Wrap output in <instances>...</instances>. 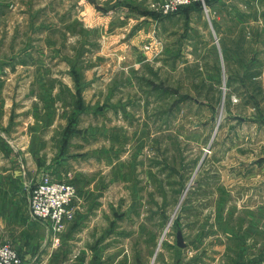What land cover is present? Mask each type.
Wrapping results in <instances>:
<instances>
[{
	"label": "rangeland",
	"instance_id": "374dc122",
	"mask_svg": "<svg viewBox=\"0 0 264 264\" xmlns=\"http://www.w3.org/2000/svg\"><path fill=\"white\" fill-rule=\"evenodd\" d=\"M104 1L0 0V101L32 111L8 124L76 190L55 232L39 179L30 217L59 264H264V0Z\"/></svg>",
	"mask_w": 264,
	"mask_h": 264
},
{
	"label": "crops",
	"instance_id": "0c3cea01",
	"mask_svg": "<svg viewBox=\"0 0 264 264\" xmlns=\"http://www.w3.org/2000/svg\"><path fill=\"white\" fill-rule=\"evenodd\" d=\"M120 5L131 11L132 0H121ZM240 5L247 7V2H241ZM99 7L101 9L105 6ZM146 14L141 13L140 16ZM121 17L124 14L115 18ZM244 20L248 21L249 18L245 16ZM4 97L1 93L0 120L5 118V124L0 121V241L12 242L19 248L23 257L22 264H59L61 252L60 247L57 248L58 243H53L52 237L47 238L45 228L40 225L46 222H36L30 217L28 208V188L40 179L46 168L39 157L42 126L34 120L31 124H24V121L22 124H8L15 113L21 116L30 113L32 116V111L15 110L12 108L13 98L6 100ZM12 132L20 133L21 141L6 139V134ZM44 246L47 247L45 252L42 251Z\"/></svg>",
	"mask_w": 264,
	"mask_h": 264
},
{
	"label": "built area",
	"instance_id": "2783aa9c",
	"mask_svg": "<svg viewBox=\"0 0 264 264\" xmlns=\"http://www.w3.org/2000/svg\"><path fill=\"white\" fill-rule=\"evenodd\" d=\"M196 0H157L152 2L154 10L162 14L176 12L180 7ZM75 187L67 181L45 174L34 185L30 193V212L33 216L47 219L52 229L60 232L73 215L70 203L75 196ZM20 252L10 242H0V264H21Z\"/></svg>",
	"mask_w": 264,
	"mask_h": 264
},
{
	"label": "water",
	"instance_id": "95a60500",
	"mask_svg": "<svg viewBox=\"0 0 264 264\" xmlns=\"http://www.w3.org/2000/svg\"><path fill=\"white\" fill-rule=\"evenodd\" d=\"M177 242H178L179 245H183L184 244L183 236H182V233L180 231L177 234Z\"/></svg>",
	"mask_w": 264,
	"mask_h": 264
}]
</instances>
